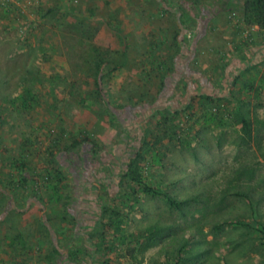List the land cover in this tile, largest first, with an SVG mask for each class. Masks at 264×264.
Wrapping results in <instances>:
<instances>
[{
    "label": "rangeland",
    "instance_id": "rangeland-1",
    "mask_svg": "<svg viewBox=\"0 0 264 264\" xmlns=\"http://www.w3.org/2000/svg\"><path fill=\"white\" fill-rule=\"evenodd\" d=\"M243 3L0 0V264H264ZM137 154L172 202L124 178Z\"/></svg>",
    "mask_w": 264,
    "mask_h": 264
},
{
    "label": "trees",
    "instance_id": "trees-1",
    "mask_svg": "<svg viewBox=\"0 0 264 264\" xmlns=\"http://www.w3.org/2000/svg\"><path fill=\"white\" fill-rule=\"evenodd\" d=\"M243 22L247 26L256 27L259 30L264 29V0H244L242 7ZM179 34H176L174 37L177 38ZM119 67L115 66L112 68V71H116ZM100 78L97 77L96 84L99 85ZM241 123V132L243 138L246 142L252 140V124L246 119V117L240 118ZM143 160L142 155L137 154L134 158L130 160L129 165L126 167L124 173V178H128L130 181L143 186L144 192L152 193L153 195H159L166 199L169 202H172L171 198L165 194H158L149 187H147L142 180L141 166L140 162ZM174 204V203H172ZM112 216V214H110ZM154 244V241L148 242L147 247H150Z\"/></svg>",
    "mask_w": 264,
    "mask_h": 264
}]
</instances>
